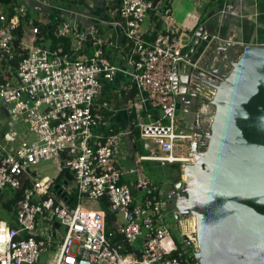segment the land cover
<instances>
[{"label": "built area", "instance_id": "obj_1", "mask_svg": "<svg viewBox=\"0 0 264 264\" xmlns=\"http://www.w3.org/2000/svg\"><path fill=\"white\" fill-rule=\"evenodd\" d=\"M153 1L109 0L112 25L122 30L128 47V71L109 62L104 49L112 41L100 37L93 26L79 31L74 24L62 23L56 37L75 41L74 49L64 53L62 46L53 51L40 47L37 28L27 43L17 44L23 9L14 7L9 19L0 14V53L9 70L0 82V101L8 115L4 145L0 143V204L6 191L21 193L11 221L0 219V264H39L52 245L56 251L50 264H199L195 218L181 216L164 190L139 168L144 161L179 164L178 182L183 183V167L193 163L189 150L196 135L181 130L176 116L173 65L184 61L182 42L174 38L173 29L153 41L140 31L149 13L166 26L171 20L169 7L162 10V0L156 5ZM86 42L93 53L79 60L76 53ZM120 72L135 87L138 103L156 113L145 123L132 124L150 154L138 156L130 169L123 167L122 142L132 131L103 128L93 108L102 90L100 79L112 82ZM17 127H24L34 140L12 148L9 144L19 138ZM46 161L57 171L52 180L33 168ZM126 176L130 182L124 181ZM82 200L108 205L115 215L110 231L105 212L87 209ZM168 216L178 227L180 246Z\"/></svg>", "mask_w": 264, "mask_h": 264}, {"label": "water", "instance_id": "obj_2", "mask_svg": "<svg viewBox=\"0 0 264 264\" xmlns=\"http://www.w3.org/2000/svg\"><path fill=\"white\" fill-rule=\"evenodd\" d=\"M221 31L213 18L186 31L184 61L173 65L186 131L196 135L170 201L195 218L199 264H264V45L236 44L233 57Z\"/></svg>", "mask_w": 264, "mask_h": 264}, {"label": "crops", "instance_id": "obj_3", "mask_svg": "<svg viewBox=\"0 0 264 264\" xmlns=\"http://www.w3.org/2000/svg\"><path fill=\"white\" fill-rule=\"evenodd\" d=\"M11 0L10 5L0 4V14L11 18L14 14V7L22 8L23 13L18 16L19 27L15 32L18 43H27L31 36V30L34 27H42L46 25L54 26V34L60 26L56 21L68 22L74 25L79 31L82 28L93 26L98 30L99 36L109 38L112 41L111 46L104 49V54L109 62L116 68L128 71L129 65L126 62V53L128 50L126 41L124 39L122 30L114 27L112 21L114 20L111 14L110 3H105L104 0ZM164 0H162L163 2ZM170 9L171 20L167 26L160 21L154 13L148 14V22L143 33L144 38L153 37L157 32L156 37L163 35L161 31L168 29L174 30V38H179L180 42L186 31H194L203 22L209 21L212 18L218 20L222 24L221 33L233 41L235 46L231 50V55L237 56L241 48L239 45L259 46L264 45V0H166ZM32 13V15H30ZM24 14V15H23ZM156 19L160 21L161 31H157ZM223 21V22H222ZM42 39L46 37L45 33L41 34ZM71 39V49H74L75 41ZM179 43V42H178ZM184 44V42H182ZM237 44V45H236ZM51 41L45 42V46L50 48ZM180 45V44H179ZM94 47L86 42L81 49L77 51L76 56L79 60H86L93 53ZM9 70L1 59L0 53V82L2 79L8 77ZM102 90L97 100L94 103V112L99 116L104 123L103 128H109L114 133H126L132 131V124L134 122L145 123L148 121V115H156L148 105L138 103L137 92L133 87L129 77L120 72L113 77L112 82H106L100 79ZM187 95L177 96V112L176 116L181 130L187 129L184 123V118L189 112V107L185 102ZM2 104V103H1ZM211 112V109H208ZM0 116L4 118L5 125L0 131V143H2V135L8 123L7 109L1 105ZM156 119V117H152ZM208 126V122H204ZM19 138L10 143L9 147L17 148L22 141H30L28 134L24 127H17ZM127 135L123 138V151L126 153L123 167L125 169L133 168L134 162L142 147L138 136L133 134ZM146 152V151H145ZM152 163H145V176L151 182L158 186L159 177L163 175L167 179V174L158 175L156 183L147 174V169ZM154 164V163H153ZM160 165H155L158 167ZM139 168L144 173V162L140 164ZM169 175V174H168ZM125 182H130L131 178L126 176ZM170 185V184H169ZM162 190H165L161 188ZM8 192V191H6ZM5 192V193H6ZM11 195V194H10ZM11 198V196H10ZM7 203L3 197L0 206L4 210L7 220L11 221L12 214L7 213L4 205ZM102 203V202H101ZM99 203V207L100 204ZM102 210L101 208H99ZM103 211V210H102ZM111 213V212H110ZM11 214V215H10ZM112 214V213H111ZM113 215V214H112ZM0 214V219H2ZM115 217V215H113ZM113 223V222H112Z\"/></svg>", "mask_w": 264, "mask_h": 264}, {"label": "rangeland", "instance_id": "obj_4", "mask_svg": "<svg viewBox=\"0 0 264 264\" xmlns=\"http://www.w3.org/2000/svg\"><path fill=\"white\" fill-rule=\"evenodd\" d=\"M89 2H91V1L89 0ZM104 2L109 4V0H104ZM164 2H165V0L161 3L163 4ZM30 15H32V13H30ZM147 22H148V17H146L144 19V21L142 22V24L140 26V31L142 33H144V31H145V27L147 25ZM1 105L2 104L0 101V108H1ZM5 122L6 121L4 120V118H2L0 116V131L3 130ZM29 140H31V141L34 140L32 135L29 136ZM1 145H4V144L1 143ZM139 152H140L139 154H142V155L150 154V152H145V150L142 148ZM155 165H157V164L152 163L149 166V168L147 169V174L150 177H152V179L156 183V181H158L157 180L158 175L160 176L161 174H165L166 173L165 171H167V170L165 168H160L162 166L155 167ZM33 168L37 171V173L39 174L40 177L48 178L50 180L54 179L56 177V174H57L56 168H55L52 161L40 162L38 165L34 166ZM143 170H144V175H145V163H144V169ZM172 183H173V181H169L168 179H166V177L164 175H163V177L162 176L159 177V181L157 182L158 186H160V188H163V189H166L169 186V184H172ZM4 199H5V201L9 200L10 199V193L6 192L4 194ZM82 204L85 205V207L89 210H98L100 208L99 203L96 200H90V201L82 200ZM3 213H4V210L0 206V214H2V219L7 220L6 215H4ZM166 221L168 222L169 225H171L170 229H171V232L173 233V235L175 237H178V227H177L174 219L170 218V216H168L166 218ZM60 234L63 235V231H61ZM55 251H56V248L54 247V245H52V247H48L47 251L41 255L39 264H50L49 262H53Z\"/></svg>", "mask_w": 264, "mask_h": 264}, {"label": "trees", "instance_id": "obj_5", "mask_svg": "<svg viewBox=\"0 0 264 264\" xmlns=\"http://www.w3.org/2000/svg\"><path fill=\"white\" fill-rule=\"evenodd\" d=\"M11 2V0H0V4H4V5H10L9 3ZM166 7H168L167 1L165 0V2L160 5V8L163 10ZM157 17V16H156ZM61 20H57L56 23L58 24ZM157 22V31H161L162 28H160V21L159 19H156ZM53 27L51 25H46V26H42L41 27V31L43 33H45L46 37L42 39V41H40L41 44H45V42L47 41H51V45H50V49L53 50L56 48V45H62L63 47V51L64 53H69L70 49H71V39L70 38H60V39H56L53 35ZM162 34H164V31H161ZM157 32H155L153 34V37H149L147 38L149 41H153L156 38ZM134 132L133 134L137 135L136 131H132ZM145 156V155H142ZM144 163H154L157 165H160L162 167L160 168H165L167 171H165L166 173H168L167 179L170 181H177L179 176H180V165L178 164H162V163H158V162H151V161H144ZM171 175V176H170ZM152 178V177H151ZM174 183V182H173ZM8 193H10L11 198L9 200H7V203L4 205L5 209L7 210V213H12V209H13V205L15 203V201H17L20 198V192H12V191H8ZM100 208L105 212V224H106V230L110 231L112 229V222L114 221V216L110 213L109 209H108V205L105 202H102L100 204ZM2 217V216H1ZM175 242L178 246H180V242L179 240L175 237Z\"/></svg>", "mask_w": 264, "mask_h": 264}, {"label": "clouds", "instance_id": "obj_6", "mask_svg": "<svg viewBox=\"0 0 264 264\" xmlns=\"http://www.w3.org/2000/svg\"><path fill=\"white\" fill-rule=\"evenodd\" d=\"M23 15H24V14H23ZM4 16H5V15H4ZM6 17H7V16H6ZM62 23H63V22H59L57 25L61 27ZM34 28H37V29L39 30V33L35 35V38H36V42H37V44H38L40 47H42V48H45V49H49V50H51L49 47L45 46V44H41V43H40V41H42V37H41V34H42L41 27L39 26V27H34ZM57 30H58V29H57ZM56 33H57V31H56ZM53 35H54V37H55L56 39L66 38V37H68V36H66V37H56V35L54 34V27H53ZM58 46H62V45H56V48H55V49H57ZM62 48H63V47H62ZM55 49H53V50H55ZM53 50H51V51H53ZM186 132H187V131H186ZM187 133H188V132H187ZM151 162H152V161H151ZM170 165H172V164H170ZM178 165H179V164H178ZM179 178H180V176H179ZM179 178H178V179H179ZM177 181H178V180H177ZM177 181H176V183H177Z\"/></svg>", "mask_w": 264, "mask_h": 264}, {"label": "flooded vegetation", "instance_id": "obj_7", "mask_svg": "<svg viewBox=\"0 0 264 264\" xmlns=\"http://www.w3.org/2000/svg\"><path fill=\"white\" fill-rule=\"evenodd\" d=\"M188 105V103H187ZM209 108V107H208ZM206 111V110H205ZM209 110L207 109V112ZM171 176V175H170ZM171 181V180H170ZM174 183L170 184L165 190V198L168 199V200H171L172 197L175 196V194L178 192L174 187H175V183L176 181H173ZM178 182V181H177Z\"/></svg>", "mask_w": 264, "mask_h": 264}, {"label": "bare ground", "instance_id": "obj_8", "mask_svg": "<svg viewBox=\"0 0 264 264\" xmlns=\"http://www.w3.org/2000/svg\"><path fill=\"white\" fill-rule=\"evenodd\" d=\"M1 25V24H0ZM18 27H19V25H18ZM18 27H17V29H18Z\"/></svg>", "mask_w": 264, "mask_h": 264}]
</instances>
